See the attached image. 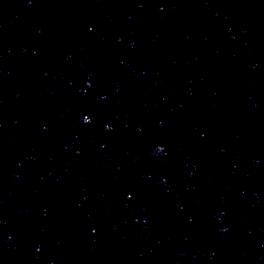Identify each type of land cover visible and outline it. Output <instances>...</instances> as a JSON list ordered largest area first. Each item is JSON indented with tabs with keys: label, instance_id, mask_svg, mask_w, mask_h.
I'll return each instance as SVG.
<instances>
[{
	"label": "water",
	"instance_id": "95a60500",
	"mask_svg": "<svg viewBox=\"0 0 264 264\" xmlns=\"http://www.w3.org/2000/svg\"><path fill=\"white\" fill-rule=\"evenodd\" d=\"M0 264H264V0H0Z\"/></svg>",
	"mask_w": 264,
	"mask_h": 264
}]
</instances>
